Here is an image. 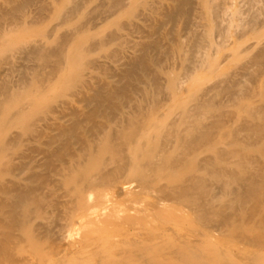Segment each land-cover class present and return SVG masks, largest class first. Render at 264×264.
<instances>
[{
	"label": "bare ground",
	"instance_id": "6f19581e",
	"mask_svg": "<svg viewBox=\"0 0 264 264\" xmlns=\"http://www.w3.org/2000/svg\"><path fill=\"white\" fill-rule=\"evenodd\" d=\"M244 1L248 8L246 19L242 22L243 33L252 32L256 39H260L264 35V21L261 19L262 9L255 6L260 0ZM37 2L13 0L0 16L2 20L6 16L23 23L18 29H10L14 34L13 39L19 48L30 44L29 57L40 62L29 74L25 71L22 73L21 88L8 81H0V89L5 94V98L0 100V127L11 123L13 108L24 107L25 102L21 101L23 95L35 87L43 91L44 82L58 73L62 65H94L93 61H86L82 54L86 51L84 47L81 50L86 35L80 36L79 32H85L84 26L65 33L54 48L28 42L25 35L21 36L20 31L29 24L25 20L27 8ZM172 2L167 9L163 0L141 1L148 18L154 20L156 14L163 13L164 19L156 20L157 27L150 30V33L157 34L155 40L144 44L143 52L130 60L122 73L126 79L123 86L108 81L98 87L90 98L95 102V107L84 117L77 116L72 126L62 129L68 142L58 147L53 156L60 158L67 155L64 169L68 173L79 172L80 180L85 185L87 181L90 186L111 184L115 180H119V183L114 185H119L121 178L140 168L141 182L137 183V178H133L124 188L115 186L117 191L112 192V196L127 201L129 190L156 187L159 203L167 206L163 209L170 211L168 215L174 221L182 220L185 223L197 214L199 223L207 224L202 226L204 232L221 231L232 238L238 236L247 250L243 248L239 252H232L227 247L217 245L206 253L198 252L199 244L192 242L193 238L189 239L181 228H147L142 233L144 242L130 243L124 238L125 226L119 225L114 230L109 229L111 235L96 248L95 258H102V263L143 264L141 244L150 246L148 237L153 238L156 234L162 239L158 247L170 245L171 255L186 258V263L190 260L194 264H210L212 260L221 264H247L248 260V264H264V42L257 40L254 43L258 45L256 52L232 73H227L213 87L202 88L196 85L197 74L206 68H217V50H211L223 46L222 41L230 35L237 19V11L232 10L233 7L227 5L226 0ZM79 6L74 4L63 11L58 7L56 13L63 15L67 22L77 13ZM47 7L45 2H41L39 13L46 11ZM133 9L128 0H106L103 12L107 13L106 18L111 15L119 17L123 12L131 15ZM197 11L198 15L195 14ZM196 16L203 24L194 21ZM167 22L173 25L169 31L164 28ZM179 22L192 36V44L176 29ZM197 25H203L204 29L199 31ZM2 26L3 21L0 20V37ZM36 31L44 35L43 27H38ZM213 31L223 40L214 41ZM118 34L116 30L110 31L106 39L95 42V47L104 49L117 39ZM169 35L172 41L164 47L163 40ZM112 54H108L107 58L112 59ZM164 56L170 58L168 62L177 56L181 58L187 73L180 76L170 72L163 82L162 72L165 68L156 65L162 62ZM238 56L235 58L238 59ZM49 63L53 64L51 70L44 71ZM81 76V72L73 71L69 84ZM63 77L61 75L59 79ZM188 80L190 85L186 88L183 83ZM247 81L254 85H249ZM63 82L64 79H60L57 84L61 86ZM131 93L135 95L134 99ZM32 101L28 100V104ZM172 112H175L174 117L168 115ZM86 119L91 122V129L87 131ZM162 130L167 136L158 141L156 134ZM75 140L80 143V149L73 152L71 149ZM97 147L102 149L99 155L91 152L92 148ZM162 171H167V176L160 180L158 174ZM61 173L65 175L67 171ZM149 175L151 178L146 179ZM66 183L72 184L68 179ZM17 190L12 210L4 216L7 220V237L12 235L13 227L28 234L31 230L27 227L30 211L26 206L36 190L23 184H18ZM35 201L39 202V199ZM1 205L5 206V203ZM118 207L125 208V205L118 204ZM134 214L133 221H139L140 215ZM2 216L3 213H0V222ZM122 220L126 221L127 218ZM191 225L194 223L191 222ZM2 226L3 223H0ZM237 245L238 242H235L231 246ZM33 246L41 248L37 242ZM169 261L159 258L150 264H168ZM91 262L83 257L77 264Z\"/></svg>",
	"mask_w": 264,
	"mask_h": 264
},
{
	"label": "rangeland",
	"instance_id": "374dc122",
	"mask_svg": "<svg viewBox=\"0 0 264 264\" xmlns=\"http://www.w3.org/2000/svg\"><path fill=\"white\" fill-rule=\"evenodd\" d=\"M36 1L38 2L27 8L25 20L29 24L22 32L20 31L21 36L25 35L28 42L54 48L65 33L84 26L85 32H79L80 36L86 35V40L81 45V50L84 47L86 51L82 54L86 61H93L94 65L91 67H85L82 64L73 66L72 63L62 65L58 73H55L56 75L53 74L44 82L43 91L35 87L29 93H25L21 99L25 102L24 107L13 108L11 123L0 127V145L4 144L0 147V213H3L0 222L3 223L0 227V246H4L3 249L0 248V264H77L83 257H86V260H92L91 264H105L102 263V258H95L96 248L111 235L112 232L109 229L114 230L119 225L125 226L124 238H127L130 243L144 242L142 233L147 228H181L188 238H193H189L193 240L192 242L199 244L198 252L206 253L217 245L227 247V250L232 252H239L243 248L246 250L238 236L232 238L221 231L204 232L202 226L207 224H200L197 214L192 219H187L185 223L182 220L174 221L168 215L170 211L163 209L167 206L159 203L156 187L129 190L127 201L112 196V192L117 191L115 186L124 188L133 178H137V183H140V168H135L134 172L121 178L119 185H114L119 183V180H115L111 184L90 186L87 181L85 185L80 180L79 172L68 173V170L64 169L67 155L60 158L53 156L58 147L68 142V138L62 134V129L72 126L77 116L84 117L95 107V102L90 98L98 87L108 81L120 86L125 84L123 71L127 69L134 56L143 52L144 44L155 40L157 34L150 33V30L154 26L157 27L156 20L164 19L163 13L156 14L154 20L151 19L152 17L148 18L147 10L144 12L141 3L145 0H128V3L134 7L130 12L131 15L123 12L119 17L111 15L108 18L105 17L107 13L103 12L106 0ZM226 1H228L227 5L233 7L232 10L237 11L235 14L237 19L234 20L230 35L224 40L213 31L212 39L216 42L223 40V46L218 49L214 47L211 50L213 52L217 50L215 56L217 68H206L197 74L196 85L202 88L213 87L227 73H232L256 52L258 45L255 46L254 43L257 40L264 42V35L256 39L252 32L243 33L242 22L246 19L248 4L244 0ZM41 2H45L48 9L40 14L38 9ZM12 3L13 0H0V16ZM172 3V0H163L167 9ZM74 4L80 6L69 21H64L63 15L56 13V8L61 7L63 11ZM255 4L256 8L262 9L261 19L264 21V0ZM195 14L198 15V11ZM0 20L3 21L2 37H0V81H8L16 88H21L22 73L25 71L29 74L40 62L29 57L30 44L28 47L19 48L13 39L14 34L10 29H18L23 26V23L19 19L12 20L6 16ZM194 21L203 24L198 16ZM172 26V22H167L164 26L165 31H169ZM38 27H43L44 35L36 31ZM175 27L180 30L181 36L192 44V36L188 35L184 25L179 22ZM196 28L200 31L204 29V26L197 25ZM113 30L119 33L117 39L104 49L96 48L95 42L101 38L106 39ZM171 41L169 35L163 40V46L166 47ZM108 54H112L113 58H107ZM237 54H239L238 59L235 58ZM169 59L168 56H164L162 62L156 65L165 68L162 72L163 82L170 72L180 76L187 73L186 65L181 58L177 56L168 62ZM51 65L53 64L46 65L44 71L49 72ZM73 71L81 72L82 76L73 84H69L70 73ZM61 75L64 77L60 79H64V82L60 86L57 81L60 80ZM247 83L254 85L248 81ZM189 85L190 80L183 83L186 88ZM131 95L134 99L135 95L133 93ZM4 98L5 94L0 89V100ZM30 99L33 101L28 104ZM174 113L168 115L174 117ZM90 129L91 122L86 119V131ZM156 136L159 141L164 139L167 133L162 130ZM79 149L80 143L75 140L71 150L74 152ZM101 151L100 147L91 149V152L96 155H99ZM66 171L65 175L61 173ZM158 175L162 180V177L166 178L167 171H162ZM149 178L151 175L146 179ZM67 179L71 180V185L66 183ZM18 184L33 186L36 190L35 194L29 197L28 206H26L30 211L27 227L31 230L28 234L20 228L13 227L12 235L7 237L5 236L7 220L4 216L10 213L17 199ZM36 198L39 202L35 201ZM1 203H5V206ZM118 204H124L125 208L118 207ZM20 209L22 210L23 207ZM134 213L140 215L137 222L133 221ZM122 218L127 220L123 221ZM191 222L194 225H191ZM218 232L220 233L217 234ZM148 240L150 246H146V243L141 244L140 256H142L143 264L153 263L159 258L170 260L168 264H194L189 262L190 260L186 263V258L175 254L172 256L170 245L158 247L162 240L158 235H153V238L148 237ZM34 242L40 244L41 248H34ZM235 242H238L237 247H232L231 245ZM210 264L221 263L211 260Z\"/></svg>",
	"mask_w": 264,
	"mask_h": 264
}]
</instances>
